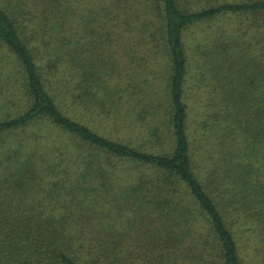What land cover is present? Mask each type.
<instances>
[{
  "label": "trees",
  "instance_id": "1",
  "mask_svg": "<svg viewBox=\"0 0 264 264\" xmlns=\"http://www.w3.org/2000/svg\"><path fill=\"white\" fill-rule=\"evenodd\" d=\"M0 264H264V0H0Z\"/></svg>",
  "mask_w": 264,
  "mask_h": 264
},
{
  "label": "rangeland",
  "instance_id": "2",
  "mask_svg": "<svg viewBox=\"0 0 264 264\" xmlns=\"http://www.w3.org/2000/svg\"><path fill=\"white\" fill-rule=\"evenodd\" d=\"M208 30H210V29L205 28V27L193 29L192 33H190L189 36H188V38H187L188 45H189V47L191 49L190 51H192V49L198 44L199 39L202 40V39L207 38L204 35V32H206Z\"/></svg>",
  "mask_w": 264,
  "mask_h": 264
}]
</instances>
